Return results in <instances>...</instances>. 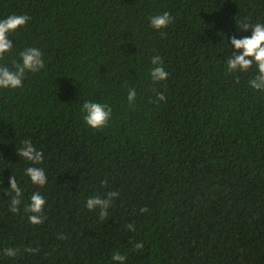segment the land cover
I'll list each match as a JSON object with an SVG mask.
<instances>
[{"label":"trees","instance_id":"trees-1","mask_svg":"<svg viewBox=\"0 0 264 264\" xmlns=\"http://www.w3.org/2000/svg\"><path fill=\"white\" fill-rule=\"evenodd\" d=\"M165 11L173 22L151 28ZM10 14L29 21L0 64L27 47L45 63L0 89V264H120L115 251L124 264H264V90L249 85L255 64L227 70L242 51L232 37L264 23V0H0ZM153 56L164 81L150 78ZM87 100L112 109L105 127L86 125ZM25 139L38 165L19 154ZM33 192L47 200L40 224L28 220ZM90 195L111 201L106 216L85 207Z\"/></svg>","mask_w":264,"mask_h":264},{"label":"clouds","instance_id":"clouds-1","mask_svg":"<svg viewBox=\"0 0 264 264\" xmlns=\"http://www.w3.org/2000/svg\"><path fill=\"white\" fill-rule=\"evenodd\" d=\"M173 17L167 11L149 18L150 27L156 30L166 28L173 22ZM29 21L27 15L10 14L0 17V56L8 53L12 47L13 42L9 39V32L15 31L21 26H26ZM245 30L251 28V35L243 36L241 38L232 37L231 45L240 51L230 58L227 63V70L247 71L253 64L256 65V75L249 80L251 88L256 90H264V23H257L250 25L244 23ZM44 59L42 51L37 47H27L19 53V62L15 67H8L0 64V89H17L21 88L24 83L26 72H36L44 67ZM152 67L149 75L153 82L164 81L168 78L169 73L165 70L164 62L160 56H153L151 58ZM137 95L136 89L131 88L127 92L128 102L131 104ZM159 100H165L163 93L158 94ZM81 111L83 112V119L87 126L97 129L105 127L112 115V109L105 103L94 100H87L83 103ZM19 154L28 162H33V165H38L43 159V153L40 151L30 139H25L18 148ZM24 176L29 178L33 184L45 185L47 182V175L44 168L39 166H28L24 169ZM11 189L16 193L17 197L23 195L22 189L18 186L17 179L12 177L10 179ZM109 197L115 198L118 194L115 192L109 193ZM30 203L27 206L28 211L35 213L28 216V220L32 224L42 223L44 217L42 215L45 205L47 203L46 196L42 192H33L30 195ZM110 200L101 199L97 195H90L85 201V207L89 210H95L98 206L100 208V215H107V208ZM13 205L20 203L19 199L12 201ZM14 211L18 210L16 208ZM129 229H133V225H127ZM143 247L142 244H137L136 248ZM34 252V249H29ZM19 249L8 247L3 250V255L8 258H16L21 255ZM127 254L120 251L113 252L111 262L119 261L124 264Z\"/></svg>","mask_w":264,"mask_h":264}]
</instances>
